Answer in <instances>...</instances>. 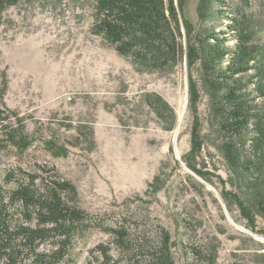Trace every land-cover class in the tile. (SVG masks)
Instances as JSON below:
<instances>
[{"label":"rangeland","instance_id":"rangeland-1","mask_svg":"<svg viewBox=\"0 0 264 264\" xmlns=\"http://www.w3.org/2000/svg\"><path fill=\"white\" fill-rule=\"evenodd\" d=\"M197 1L183 4L193 23ZM93 9V0H18L0 11V97L10 116L0 121V169L53 167L76 186L89 215L58 264H98L96 247L110 244L108 228L117 226L146 238L167 229L176 264H186L184 250L213 245L216 264H264V222L225 200L237 190L213 145L202 90L194 127L187 63L170 75L138 71L91 32ZM249 9L264 39V0H250ZM150 93L174 108V129L146 103ZM21 129L26 145L15 146Z\"/></svg>","mask_w":264,"mask_h":264},{"label":"trees","instance_id":"trees-1","mask_svg":"<svg viewBox=\"0 0 264 264\" xmlns=\"http://www.w3.org/2000/svg\"><path fill=\"white\" fill-rule=\"evenodd\" d=\"M17 2L0 0V11ZM93 2L91 32L129 58L138 71L170 75L187 63L193 125L198 131L202 90L213 145L237 190L225 200L230 206L237 203L248 219L264 222L263 23L250 11V0H198L196 23L184 15V0ZM145 99L164 128L174 129L177 116L169 102L156 93ZM3 105L0 97V121L10 117ZM21 130L11 138L15 146L26 145L28 137ZM39 167L45 174L21 167L0 169V264H58L88 226L76 186L53 167ZM20 174L27 177L16 179ZM14 178L17 184L8 187ZM108 231L118 254L112 255L109 243H101L96 247L98 264H176L167 229L160 228L151 238L130 234L122 226ZM46 244L51 247L44 248ZM218 248L184 250L186 264H216Z\"/></svg>","mask_w":264,"mask_h":264},{"label":"bare ground","instance_id":"bare-ground-1","mask_svg":"<svg viewBox=\"0 0 264 264\" xmlns=\"http://www.w3.org/2000/svg\"><path fill=\"white\" fill-rule=\"evenodd\" d=\"M178 113H179V122H178L177 128L175 130V135H178V133L180 132L182 121H183V118H184V115H185V107L180 106L178 108ZM240 228L244 229L242 226H240Z\"/></svg>","mask_w":264,"mask_h":264}]
</instances>
